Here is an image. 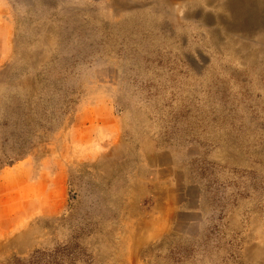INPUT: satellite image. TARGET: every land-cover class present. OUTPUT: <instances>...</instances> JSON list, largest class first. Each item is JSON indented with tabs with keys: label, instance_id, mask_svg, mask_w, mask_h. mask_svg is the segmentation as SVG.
<instances>
[{
	"label": "rangeland",
	"instance_id": "rangeland-1",
	"mask_svg": "<svg viewBox=\"0 0 264 264\" xmlns=\"http://www.w3.org/2000/svg\"><path fill=\"white\" fill-rule=\"evenodd\" d=\"M201 1L0 0V264H264V30Z\"/></svg>",
	"mask_w": 264,
	"mask_h": 264
},
{
	"label": "bare ground",
	"instance_id": "bare-ground-1",
	"mask_svg": "<svg viewBox=\"0 0 264 264\" xmlns=\"http://www.w3.org/2000/svg\"><path fill=\"white\" fill-rule=\"evenodd\" d=\"M160 1L155 7L156 10L169 11L176 0H156ZM216 0H202L201 4H196L186 10L185 16H201L206 24L221 23L224 27L222 31L230 34L232 41L240 44L238 51L246 53L253 48H257V39L255 33L264 30V0H225L222 2L223 9L231 11L232 21L222 13L212 14L207 12L203 6L215 4ZM144 4V3H143ZM264 34V32L262 33ZM211 41L217 48H221L223 43L218 29L211 31ZM262 53V52H259ZM258 53V54H259ZM152 223V220L146 221V224ZM1 232V229H0ZM154 233L152 236H156Z\"/></svg>",
	"mask_w": 264,
	"mask_h": 264
},
{
	"label": "trees",
	"instance_id": "trees-1",
	"mask_svg": "<svg viewBox=\"0 0 264 264\" xmlns=\"http://www.w3.org/2000/svg\"><path fill=\"white\" fill-rule=\"evenodd\" d=\"M145 257H149V259H150L149 263L150 264H155L154 250L152 249V247H149V249L145 251Z\"/></svg>",
	"mask_w": 264,
	"mask_h": 264
}]
</instances>
